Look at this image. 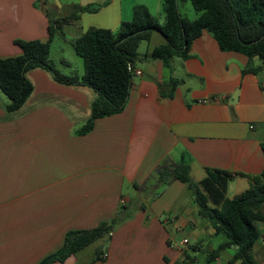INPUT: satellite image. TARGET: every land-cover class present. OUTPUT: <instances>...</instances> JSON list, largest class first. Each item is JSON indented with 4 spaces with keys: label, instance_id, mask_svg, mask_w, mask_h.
Segmentation results:
<instances>
[{
    "label": "crops",
    "instance_id": "0c3cea01",
    "mask_svg": "<svg viewBox=\"0 0 264 264\" xmlns=\"http://www.w3.org/2000/svg\"><path fill=\"white\" fill-rule=\"evenodd\" d=\"M58 2L0 0V57L20 54L18 40H47L53 20L89 4L101 6L59 22L54 38L73 40L90 27L115 32L137 4L165 22L163 0ZM187 11L196 18L194 7ZM142 42L125 107L97 118L86 133L78 130L91 117L93 87L60 82L38 66L26 72L33 90L20 108L8 110L0 90V264H38L68 231L102 221L114 224L94 242L105 244L101 258L98 245L92 255L82 257L85 247L54 264H231L236 246L214 256L226 238L199 215L194 192L175 177H158L162 166L185 161L196 183L208 169L231 173L228 198L252 185L264 168V60L222 50L208 31L193 40L187 58L168 63L150 56L165 42L161 32L139 52ZM256 66L257 73H243ZM256 226L252 254L264 264V222Z\"/></svg>",
    "mask_w": 264,
    "mask_h": 264
},
{
    "label": "trees",
    "instance_id": "16d2710c",
    "mask_svg": "<svg viewBox=\"0 0 264 264\" xmlns=\"http://www.w3.org/2000/svg\"><path fill=\"white\" fill-rule=\"evenodd\" d=\"M197 16L194 19L182 15L179 0H163L165 22L160 24L149 9L141 4L133 8L130 21H123L117 31L90 27L80 37L71 40L76 53L82 58L84 73L64 74L55 68L50 58L51 42L61 21L78 17V11H96L101 6L87 5L61 20H53L47 40H18L22 52L15 56L0 57V90L6 96V108L10 111L22 106L33 90L26 72L34 67L52 71L60 82L85 84L94 88L97 98L92 103L91 117L78 130L86 133L97 118L119 113L125 107L130 93L134 61L138 58V46L149 41L154 31L161 32L165 42L154 47L151 57L166 63L174 56L187 58L191 43L204 31L210 32L222 50L236 51L251 60L258 55L264 60V0H190ZM259 66L247 67L243 73H257ZM178 79L171 80L175 87ZM245 175V174H242ZM175 177L194 192L198 213L207 219L215 233L226 240L214 251V256L232 244L237 245L229 263L259 264L252 254L260 237L257 221L264 222V168L252 177V185L244 192L228 198L226 186L232 174L219 169H208V175L194 182L185 161L175 166H162L159 181L167 182ZM113 223L102 221L91 229L70 230L64 244L46 255L38 264L64 262L80 250L107 237ZM102 248L96 249V258L102 257ZM211 256V254L209 255Z\"/></svg>",
    "mask_w": 264,
    "mask_h": 264
},
{
    "label": "rangeland",
    "instance_id": "374dc122",
    "mask_svg": "<svg viewBox=\"0 0 264 264\" xmlns=\"http://www.w3.org/2000/svg\"><path fill=\"white\" fill-rule=\"evenodd\" d=\"M180 9L182 14L188 16L187 8H193L190 0H180L179 1ZM154 14V13H153ZM159 37L160 35H155ZM68 36L56 35L53 43L50 47V58L52 59L55 68L64 73V74H73L77 73L82 75L84 73V65L82 58L76 53L71 40L67 39ZM161 38V37H159ZM148 42L143 41L139 47V52H143L147 49ZM232 192L229 193V196ZM193 238H191V243H193ZM98 244H90L82 251V257L92 255L95 252V249L100 245V248L105 244H101V241H97Z\"/></svg>",
    "mask_w": 264,
    "mask_h": 264
},
{
    "label": "built area",
    "instance_id": "2783aa9c",
    "mask_svg": "<svg viewBox=\"0 0 264 264\" xmlns=\"http://www.w3.org/2000/svg\"><path fill=\"white\" fill-rule=\"evenodd\" d=\"M137 73H141V71H137ZM122 202H124V201H122ZM262 239H263V241H264V235H263V237H262ZM182 243L183 244H187L188 243V239H186V238H184L183 240H182ZM106 253L103 255V257H106Z\"/></svg>",
    "mask_w": 264,
    "mask_h": 264
},
{
    "label": "water",
    "instance_id": "95a60500",
    "mask_svg": "<svg viewBox=\"0 0 264 264\" xmlns=\"http://www.w3.org/2000/svg\"><path fill=\"white\" fill-rule=\"evenodd\" d=\"M57 3H59L58 0H57ZM234 98H235V97H234ZM235 246L238 247L237 245H235Z\"/></svg>",
    "mask_w": 264,
    "mask_h": 264
}]
</instances>
